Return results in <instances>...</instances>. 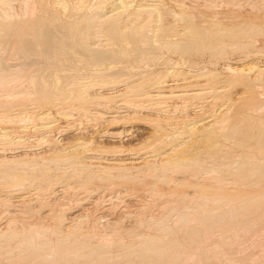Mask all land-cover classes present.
Here are the masks:
<instances>
[{
	"label": "bare ground",
	"instance_id": "bare-ground-1",
	"mask_svg": "<svg viewBox=\"0 0 264 264\" xmlns=\"http://www.w3.org/2000/svg\"><path fill=\"white\" fill-rule=\"evenodd\" d=\"M152 1H156V2L149 3V0L148 2L146 0H140V1L139 0H36V1L0 0V123L6 122L7 124H10L8 126H12L11 124H15L16 126H19V128H21L22 131L28 133L29 131H32L31 135L25 138V136L23 137L21 135H17V133H19L20 131L16 129L0 127V183H2L4 187L8 189L6 193H4V195L1 193L2 197L0 196V199L4 204H6V208L2 210V214H7L9 216L8 219L3 222V225L0 228V264H71L75 262L76 263L81 262L82 264H186V263L208 264V262L211 261V257L208 256V254L210 253H213L212 256H214V259L216 261H217L216 258H218V256L221 253H223L222 256L225 257L223 259H226L225 261L229 263L230 261H234L235 258H232L234 255L225 256L226 253L228 254V252H225L226 251L225 247H228L230 251L231 250L230 248L236 246L235 245L236 240L243 242L241 240H244V238H246V236L248 235H251L249 237H252L257 241V243L255 244L262 247V248H257L259 246L257 247L255 246L256 249L253 251L255 252L257 249L259 250L261 249L260 252L261 253L263 252L264 250V64L262 65L260 63L262 67L261 66L258 67L255 65L256 62H254L255 64L251 63L248 66L246 64H245L246 66L245 65L242 66L241 62L239 61L242 58H240L238 62H236L237 59L235 60V62H232L235 65L238 64L237 66H231L228 65L227 63V66L223 68L226 69L224 70V72L228 71L234 77L231 81L228 82L231 83L233 81H237V80L242 81L246 79L248 81L249 88L248 90L246 89L244 90L246 91L245 95L238 93L241 95L239 96L237 94V96L235 97L238 96L239 97L236 99L225 98L226 96H224L225 98L224 100H226L225 102L227 103L226 105L222 104L215 110H212L213 108L212 109L207 108L206 110L205 108L207 106L208 107L212 106L214 103L213 101L216 100L219 101V98L223 97L225 92L227 90L229 91V89L226 88L225 86L218 88H206L207 86H204L205 83L200 82V84L196 83L197 85L195 86L191 85L194 86V88L192 87V89L185 88L186 90H172L173 86L168 82L167 80L168 77L166 79V76H168L170 73H172L173 76L178 75L177 72L178 70L175 69L174 65H171L172 62L175 60H173L172 62L170 61L171 62L170 65L173 66L172 67L173 69L171 70L167 69L168 71H166L165 75L163 74V76L162 74H160V72H156L152 68L149 69V67L153 65L154 62L156 61L168 62L170 60V58L169 60H165L168 56L165 58V55L163 54L164 50H166L167 52L169 51L170 54L171 52L173 53L178 52L179 54H181L182 55L181 60H184L183 61L184 64H185V59H183L185 58L184 54L186 55L187 53L190 54L193 50L196 51L197 53L202 52L203 47L205 45L204 43L205 39L204 37H202V39H204V41L202 42L199 40H194L197 38L193 37L192 35V33H194L193 30H196L195 28L200 27L197 24H195L194 21L195 18L199 16L204 19L203 24H206L205 23L206 20L209 19H205L208 17L204 16V14L202 13L194 14L192 11L188 9L189 8V6L187 5L188 3L184 4L183 2H181L183 0H179L178 3H176L177 1L175 0L176 2L175 1L174 2L176 3L175 5H177V10H172V9H167V10H169V13L172 16V18L175 20V23L178 22L182 24L184 27H182L183 28L182 32L179 31V33L177 34V37L179 38L169 37L170 39L167 38L165 39V36L162 37L160 34V32L164 30L161 24V22L163 21L162 19L164 17V13L160 8L162 5H164L162 4L163 0L162 1L152 0ZM206 1L208 0H205L204 2ZM197 2H201V1H197ZM211 2L209 1L210 4ZM237 3L234 2V4L232 5H238ZM251 5L253 4L249 5L250 9L252 7ZM256 5L262 6L261 3ZM192 8H194V6ZM212 9H214V6ZM232 12L235 13L236 11H232ZM257 23L260 24V22ZM257 23L250 20L233 25L231 29L227 28L225 30V34L232 35V39H231L232 43L230 44L224 43L219 45L211 42L212 43L211 45L213 47V51L211 52V54L213 53L214 55L215 54L218 55L224 52L226 48L228 49V47L234 49H236L235 47H243V46H247L251 48L255 47L257 43L256 36L260 34L262 31V26H259V24ZM209 26H212L211 28H213L214 26V31H212V33L215 32V34L214 33L209 34L206 32L207 34L213 35L214 37H216L215 35L223 34L220 32L222 27L221 22L218 21L213 22ZM203 28L207 29L205 27ZM163 33L165 34V31ZM199 33H201V35ZM199 33H195V34L200 37L202 35L205 36L204 34H202L203 32H199ZM188 34H190L194 39H192L191 36H190L191 39L188 38ZM207 34L206 36H208ZM219 37L220 39H222V37L225 36H219ZM228 37L230 38L231 36ZM210 39L212 40V37ZM96 41L99 43H96ZM224 46L225 47L228 46V47L224 48ZM251 52H253V50H250L247 54L248 56L250 55V57L252 54ZM254 54L260 55L259 57H261L262 55L264 56V54L259 51ZM255 56L253 55V57ZM11 57L12 59L16 58L19 60V61L17 60V64L9 63L8 60H10ZM243 57H246V55ZM127 59H130L131 61L134 62L133 63L131 62L130 64L126 65L124 63L126 62L129 63ZM254 60L257 61L256 59ZM12 62H15V60ZM183 63L181 65H183ZM174 64L178 65L179 67V61H176ZM123 65L124 66L126 65L125 68L120 67ZM185 65H183L182 67H184ZM117 67H120L123 70L120 69L121 71L119 72L118 71L119 68ZM116 68L117 71H115ZM163 69H161V71H165ZM174 70L176 71L174 72ZM204 70L198 69V72H200L201 74H205L207 71L214 72L210 70H205V71ZM253 71H255L256 73L253 74L254 76L253 75L251 76V73H254ZM189 73L191 74V72ZM215 73L216 72H214L213 74ZM212 75L208 74V76H212ZM208 76L206 75L202 76V79L204 77L208 78ZM197 79H201V78H197ZM21 80L23 82L26 81L25 84L22 83ZM17 83L20 84L22 83V84L21 85L19 84L18 86ZM179 83L181 82H178L177 84ZM16 84H17V88L15 86ZM213 84L211 87H214ZM20 86L24 88L18 89V87ZM182 86L184 87V85ZM94 89L97 90L94 92L93 91ZM256 89H258L259 91H255ZM171 98L172 99L179 98L184 102L189 101L188 99L199 100V103H196V105L192 107V108H197L193 113L188 112L187 104H182L183 111H181V115L179 114L178 116L180 120H186V121L192 120L188 124L183 123L186 127V132L190 133L189 137H191V135H194L193 132L199 125L203 124V128L205 127V125L206 127L208 126V128L211 125H213L214 129L213 127H212L213 130L209 128L211 130L207 132L201 129L202 128L201 125L200 131L202 130V132H206V133L200 132L202 133L201 135L199 134L198 131V134L200 135L199 139H202L205 142L207 141L208 143L210 138H212L213 135L216 134L217 138L220 135L219 138L223 137L225 140L230 142L229 143L230 145L228 144L230 146V149L235 148L236 145L240 147L241 146L244 147V149L240 151L242 152V154L239 152L241 154V158L243 157L242 160H238L237 162L234 161L233 163V161L231 162V160L226 158V160L230 161L231 163H228L226 166L225 165L220 166V167L222 166L227 167V175H229L228 184H231L230 186L231 191H236V192L229 195L214 193L216 195L211 196V195L202 194L203 196L199 195L201 197L200 198L198 197L199 199L204 198L205 201H207L206 198H211L213 199L212 202L218 204V206L220 207L224 205V204L219 205V203H224L223 200L230 201L232 204L231 206H229V203H226L227 207L229 206L228 208L231 209V213L228 212L230 213V215L238 211V209L240 208H243L244 210L247 209L246 210L247 213H244L245 215L242 217V219L236 220L237 221L236 223L239 222L237 225L239 226L238 228L241 230L239 231L237 227L236 229L233 228L234 233H236V235L232 233H231L232 235H230L234 237L240 235V233H243L244 234L243 236L245 237L239 238L237 236L238 239L235 237L234 238L231 237L233 238L232 239L233 243H231L230 245H228L227 243L231 239L229 235H225L222 233H215V232H213L215 233L213 234L211 232L213 228L211 229L209 227H212L213 223L211 221L215 219L214 218L215 216L213 217L211 215V217L214 218V219L212 218L210 219L211 220L210 223H212V225L210 226L208 224L209 226H207L203 224V222L205 221L204 217L195 218L194 216L196 215L194 213L192 214L191 211H187L193 215V217H191L192 215L188 214L184 210H183L184 212H186L188 215L191 216L186 217L187 216L186 214L184 215L185 217L183 216L184 218L182 217L181 219H178L179 221L176 219L177 220V222H175L176 224L173 222L176 227L172 226L171 228L170 227L171 224H170V225H166L168 227L166 228V226L163 227L162 224H159L162 227L158 229L156 234H146V235H142L141 233L136 235L131 234L130 236L133 238L126 243H121V242L118 243L119 242L118 235L120 236L119 234L120 231L118 232V228L120 227H118L117 225L119 224L116 225L118 227L116 231L115 229L113 230L112 228L113 226L112 227L110 226L112 230H109L110 233L107 232L108 234L107 233L99 234L95 231V228L93 226L94 224L88 225V220H89L88 216L90 215H88L86 211L88 210V208L84 207L85 206L84 204H87L88 200L90 199L88 195L92 194L91 190L93 188L91 189L89 185H91L93 181L106 180L109 181L111 185H113L116 181H119V184L130 183V182H134V180L137 179L138 176H140L139 172L140 173L147 172V173H152L153 177H155L156 180L163 181L166 183L169 180L167 178L168 176L166 177L165 175V172L168 169L178 170L182 168L184 169V171L192 173L198 170L196 168L197 167L199 168L200 165L205 166L207 164L204 161L202 165L199 162L198 158L190 157L191 160L185 159L186 158L185 154L187 150L184 148L187 147L186 146L188 140L187 137L185 141L182 140L183 141L182 143L180 142V144L178 143L174 147L172 146L173 148H170L169 149L170 151L165 150L163 152L160 146L157 145V147L159 146L162 153L157 152L158 154L156 155L151 154L150 157L151 160L154 161V162L152 161V163H154L153 166H155L154 169H152L153 167L152 168L149 167L151 160L148 159L147 157L146 158L143 157V159L140 160L138 159L139 155L135 154L134 152L125 153V150L122 148V146L118 147L119 146L118 145L116 147L117 144L116 145L114 144L115 141L118 142L123 141L125 137L131 135L133 129L131 130L123 126L119 130H112V131L105 130L104 132H102L101 137L99 138L100 140L103 139L102 137H109L112 141H114L113 145L115 147H113V149L110 150V152L112 153L111 158H106L107 156L105 152H109V150H107L108 148H106L108 144L105 146L104 144L95 143L96 139L93 138L92 140L90 138L89 141H84L83 138H77V137L70 144V142L67 143V139L65 137L63 138V136L67 135L69 133V130H71L70 132L73 131H76L77 133L80 132L81 125L83 124L82 122L84 119L90 120L91 117H94L97 119H101V121L103 120L104 122L107 123H115L118 120L129 121V120L137 119L142 114V113L140 114V112L143 111H146L148 114L151 113V115L153 114L152 118L148 119L149 120L148 122H150L151 125L156 129L160 127V123L163 122L165 124L166 122L167 124L170 121L167 118L172 115H170V106L168 105L167 100ZM201 99L204 101L200 102ZM204 102L206 103V105ZM28 105H32V107H28ZM89 105L92 106L93 109L91 110L93 112H91L87 108V106ZM172 107L178 109L179 106L174 105ZM37 109H39L40 112L35 114V111H37ZM53 110H55L57 114L64 116L65 118L73 119L74 122L78 121V123L71 124L67 122V125L65 126L61 125L60 127H57L59 123L57 119L55 120L52 114ZM119 112H122L123 115L117 114ZM201 112L203 115L205 113V115L208 117V120L205 122L206 123L210 122L211 123L210 126L209 123L204 125L205 122H202L203 120L201 118L200 119L197 118L196 120L194 119L198 117L199 114L202 115ZM219 113L221 114L220 117L217 116ZM26 121L29 122L26 123ZM2 125L4 126L6 124L3 123L0 126ZM115 126L117 125L115 124ZM172 126L174 127V125ZM161 128L162 127H160V129ZM55 129H57L58 137L56 136V138H53L51 137L50 133L53 132ZM158 130H156V132ZM11 132H15L16 135L14 133L12 134ZM156 132L155 131L152 132L154 133L153 134L154 136ZM161 132H157V134ZM178 134L179 132L178 133L176 132L175 136L176 135L178 136ZM217 134L219 135L217 136ZM179 136H181V134ZM172 137L174 138V134L168 136L166 135L165 139L167 140ZM165 139L163 140L161 139V141L158 139L160 141L159 143L161 144V146L165 145V143L163 142ZM195 141L197 144V137ZM212 141L213 140L211 139L210 141L211 143L209 142L210 145L213 144ZM99 143H101V141ZM200 143L202 142H198V144ZM58 144L63 145V147H61L60 149L57 148L56 145ZM209 144L208 146H210ZM217 145H215L214 147H216ZM208 146L205 147L207 149L208 148L210 149V147ZM149 147L151 148L152 146ZM130 148H132V146ZM216 148L222 151V149L218 147ZM241 148L237 147V149H241ZM177 149L180 151L178 155L174 153V151H176ZM230 149L228 150L225 149L226 153L222 151L223 154H225L226 156L230 155L231 154V153L229 154ZM200 155H203V153ZM233 156H231V158L234 160L235 157ZM218 158L219 157H217V159ZM222 158L224 159V157ZM137 159L140 161H136ZM158 159L160 160L158 161L159 165L156 161ZM226 160H224V162H226ZM142 161L143 164H141V166H138V164L135 165L136 167L138 166V169L134 170V172L137 171V173L133 175L132 174L133 170H131L130 168L135 167L133 166L134 163L136 164ZM103 162L106 164L104 165ZM215 163L216 162L213 161L211 162V164L208 163V165H211L213 167ZM215 168H212V170L214 172H218L219 168L218 169ZM200 170H202V167L200 168ZM219 170L221 171L220 173H223L221 168ZM204 172L207 173L206 171H203V173ZM212 174L215 175L214 173ZM213 175H209L208 177ZM221 176L216 177V179L217 178L221 179L222 178ZM183 178L182 180H184ZM200 178H204V177H200ZM200 178L198 179L197 176V178L194 177L193 179L201 180ZM211 179L216 180L213 178ZM202 180L206 181V179H202ZM212 180L209 179V181ZM184 181H186V179ZM201 182L203 183V181ZM226 182L227 181H225L223 184H225ZM187 184H189L190 186L198 185L197 182L187 183ZM175 185L177 186L178 184ZM153 186H155V184H153ZM109 187L112 189V186ZM28 188L32 190L31 191L32 193L23 192L24 189H28ZM100 188L101 190L104 189L103 187ZM69 189H72L73 191H75L76 189L83 190L85 192L88 191L87 194L85 193L86 196L81 191L83 193L82 195L83 197H81V199H80L81 195H79L80 204L84 205L81 209L84 210L86 214H84L83 212L84 215L78 213L76 215H72L73 217H70L68 215H65L64 211L60 212L59 214L56 212L58 214L57 215L50 212L51 211L50 210L47 214L45 213L43 217L41 215L42 219L45 218L46 215L51 216L52 219L57 217L55 221L49 218L52 221L51 223L52 227L50 228L46 227L47 223L46 226L44 225L45 228H43L44 227L43 224H42L43 227L41 226L39 227L35 223L25 224L28 221L22 222L21 219L18 221H20L22 225L21 224L18 225L17 223L18 221H16L15 219H17L18 214L20 213V211L22 212L23 208H21L22 210L21 209L19 210L18 208L20 207L17 208L16 206V210H11V208L13 207H11L10 205H14L11 203L18 202L19 206H21L20 205L21 202H26V204H30V206L29 205L26 206H28L29 208H33L32 207L33 205H31V203L33 204L35 203L37 205L38 202H41L42 204H44L46 203L45 201L48 198L49 200L50 199L52 200L55 197L57 199L56 195H59V193L65 191L67 192L72 191ZM2 190H5V188ZM195 190L199 191L198 189ZM99 191L97 192L99 193ZM97 192H94L93 194ZM121 192H118L119 196L117 195V193L116 194L114 193L117 196V197L114 196L116 197L117 200H119L120 198L122 199V197L125 196L127 197L128 192L126 193L125 196L122 195L123 193L120 194ZM152 192L154 191L152 190ZM156 195L153 196L157 198L158 196L156 197ZM188 195L189 194L185 193L183 196H185L184 198L186 199ZM196 195L197 194L195 193L194 196ZM161 196L162 195H160V197ZM190 196L188 197V199L190 198ZM103 197L104 196H102L101 198L103 199ZM97 198L98 197H96V199ZM109 198H111V195ZM64 199L69 201V199L65 197ZM98 199L97 200L94 199L95 202L96 201L98 202L99 201ZM59 200H63V199L59 198ZM105 200L110 201V199H105ZM115 200H111L110 203H113V201ZM179 200H176V203H178ZM182 201H184V199H182ZM124 202L122 203L126 204V202L125 203ZM202 202L203 201L201 200V204L208 205L207 207H205V209L209 208L210 205H212L211 204L212 202H206V203L205 202L202 203ZM173 203L172 205L174 206ZM192 203H197L198 206L200 205L199 202L197 201L196 202L193 201ZM55 204L53 203V205ZM187 206H190V203L189 205L187 204ZM187 206L185 207L186 209L188 208ZM218 206L216 208L220 209V207ZM164 207L166 206L164 205ZM89 208L92 209L94 208V206L92 208L91 207ZM118 208L119 207H117V209ZM199 208L196 209L199 210ZM214 208L215 207H213V209ZM228 208L227 210H229ZM249 208H250L249 210L250 213L248 215ZM188 209H190V207ZM42 210L46 211L45 208ZM193 210H195L194 207ZM221 210L223 209H220L219 212H221ZM199 211L197 215H200L201 213L203 214L202 212L203 210L200 212V214ZM29 212L30 214L32 213L31 211ZM29 212H22L23 214L22 213L21 214L24 215ZM219 212L215 214L219 215L220 214ZM40 214H39V218H40ZM182 214H180V216ZM54 215L56 217H54ZM102 215H104V213ZM138 215L139 217L143 216V214L141 215L138 214ZM225 215L226 214L224 212V216ZM236 215L232 217L237 218L238 216ZM205 216H209V215H205ZM99 217L100 218L104 217L105 219L106 216L100 215ZM158 217L159 218L156 217L158 220L162 218L160 216ZM100 218L97 219L100 220ZM107 219L108 218H106L105 220ZM157 219H155L154 217L155 221ZM165 219L166 218H164V221L166 222ZM98 220L94 222L96 223L98 222ZM162 220L163 219H161L160 221ZM234 220L232 224L234 223ZM81 221H86V225L85 224L83 225ZM164 221L163 223H165ZM140 222L141 221H139V223ZM198 222H200L199 226L197 224ZM207 222H209V219ZM51 224L49 226H51ZM147 224L145 223V225ZM166 224L168 223L166 222ZM218 224L219 223L216 222L215 225ZM110 225H112V223ZM137 225L139 224L137 223ZM139 226L142 228L143 225L142 226L139 225ZM60 227H62V229ZM153 227H155V225H153ZM219 227L221 228V226ZM229 227H231V225ZM229 227L227 229H229ZM108 228H109V224H108ZM147 228L146 230L149 229ZM150 228H152V226ZM133 229L131 230V232H133ZM139 229L140 228L138 227L137 230ZM100 230H102V228H100ZM153 230L155 231L154 228ZM237 230L239 231V234H237L238 233ZM231 232H233L232 229ZM50 233L54 235L56 238L55 239L50 238L49 236ZM180 233L183 241L177 238V235ZM215 235H216V237H214L215 239L218 238L217 240H219L220 238H222V240H220V242L214 245L213 251L212 250L210 251L211 247H209V250L205 249L208 248L205 247L207 245L206 242L208 243L211 239L213 240L214 238L212 236ZM256 236H258V240ZM252 238H250L251 239L250 241H252ZM255 240H253V242H251L250 245L254 243ZM121 241H125V240L121 238ZM243 243L244 244H242V247H244V245L245 246L247 245V243L245 244V241ZM112 244H115L119 248L118 249L119 252L116 254V256L114 255V258L115 257L116 258L115 261L113 262L111 260L113 257V254L111 253L112 252L111 249L112 247H114ZM236 244H238L237 248L240 250L241 248H239L238 246H240L241 244L239 245V242H237ZM242 249L248 250L247 248H242ZM250 252H252V250ZM216 254L219 255L217 256ZM245 255H247V253H245ZM235 257L236 259H238L237 256ZM253 257L254 258H252V261L255 260L257 261L258 256L253 255ZM255 257H257V259H255ZM261 257L260 259H262ZM247 258L249 259V255L247 256ZM1 259L5 260L6 263L5 262L1 263ZM262 260H264V258ZM260 261L261 260H259V262Z\"/></svg>",
	"mask_w": 264,
	"mask_h": 264
},
{
	"label": "rangeland",
	"instance_id": "rangeland-1",
	"mask_svg": "<svg viewBox=\"0 0 264 264\" xmlns=\"http://www.w3.org/2000/svg\"><path fill=\"white\" fill-rule=\"evenodd\" d=\"M34 1H36V0H34ZM140 1V0H139ZM147 2H148V0H146ZM162 1V0H161ZM171 1V2H170ZM173 1V2H172ZM175 0H163L162 1V4H164V5H162L160 8L162 9V11H163V13H164V17H163V21L161 22V24H162V26H163V29L164 30H162L161 32H160V34H161V36L162 37H164L165 36V39L167 38V39H170V38H179V37H177V34L179 33V31L180 32H182V27H184L182 24H180V23H175V20L172 18V16L170 15V13H169V10H167V9H172V10H177V5H175L176 3H178L179 2V0H176L175 2H174ZM197 1H201V2H197ZM205 0H183V1H181V2H183L184 4H187L188 6H189V10L190 11H192L194 14H198V13H202V14H204V16H206V17H208V18H205V19H209V20H206V24H203V22H204V19L203 18H201V17H196L195 18V21H194V23L195 24H197L198 26H200V27H198V28H195L196 30H193V32L194 33H192V35H193V37L194 38H197V39H194L190 34H188V38H190L191 39V37H192V39H194V40H199V41H204V39H205V45H204V47H203V51L202 52H200V53H197L196 51H192L190 54H188L187 53V55L186 54H184V56H185V58H183V59H185V64L183 63V61L184 60H181V54H179L178 52H176V53H173V52H171V54H170V52L168 53L166 50H164L163 51V54L165 55V60H169V58H170V60L168 61V62H164V61H156V62H154V64L153 65H151L150 67H149V69H153L154 71H156V72H160V74H162V76H163V74L165 75V73H166V71H168V70H171V69H173L172 67L173 66H171V65H174L175 66V69L176 70H178L177 72H178V75L177 76H173L172 75V73H170L168 76H166V79H167V77H168V82L170 83V84H172V90H186L187 88H189V89H192V87L194 88V86L195 85H197V84H200V82L201 83H205L204 84V86H207L206 88H218V87H222V86H225L226 88H228L229 89V91L227 90L226 92H225V94L223 95V97H220L219 98V101L218 100H216V101H213L212 103H213V105L212 106H214V107H212V106H210V107H206L205 109L207 110V108H210V109H212V110H215V109H217L220 105H222V104H224V105H226L227 103L225 102L226 100H224L225 98H232V99H236V98H238L241 94H244L245 95V92L246 91H244L245 89L246 90H248V88H249V85H248V81L245 79V80H237V81H233V82H228V81H231L234 77H233V75L230 73V72H228V71H225L224 72V70H226V69H223V68H225L226 66H227V63H228V65H231V66H237L238 64H234V63H232V62H235V60H236V62H238V60L240 59V58H242V59H240L239 61L241 62V65L242 66H244L245 64L248 66L249 64H255L254 62H256V66H258V67H262V65L264 64V62H263V60H264V56L262 55L261 57H259L260 55H258V54H254V53H257L258 51L259 52H261V53H263L264 54V25H261V24H264V0L262 1V0H208V1H206V2H204ZM209 1L211 2V4L209 3ZM216 1V2H215ZM248 1H250V2H252V3H250V2H248ZM151 2H156V1H152V0H149V3H151ZM163 2H165V3H163ZM194 2H196V3H194ZM234 2L235 3H237V2H239V3H237L238 5H232V4H234ZM201 3V4H200ZM253 4V5H251L252 7H251V9H253V10H251L250 9V4ZM259 3H261V5L263 6H260V5H256V4H259ZM189 4H192V5H189ZM199 4V5H198ZM209 4V5H208ZM213 4V5H212ZM249 4V5H248ZM166 5V6H165ZM216 5V6H215ZM194 6V8H192ZM208 6V7H207ZM213 6H214V9H212L213 8ZM44 7V6H43ZM191 7V8H190ZM201 7H203V8H201ZM210 7V8H209ZM215 7H217V8H215ZM219 7V8H218ZM257 7H259V8H257ZM207 9V10H206ZM232 11H236L235 13L234 12H232ZM250 20H252V21H254V22H260V24L259 23H257V24H259V26H262V31H261V33L260 34H258L257 36H256V39H257V43H256V46L255 47H253V48H251V47H247V46H243V47H246V48H243V47H235L236 49H238V50H236V49H234V48H229L228 46H226V47H228V49L224 46V48H226L225 49V51L224 52H222V53H220V54H211V52L213 51V47H212V43H214V44H230V43H232V35L231 34H228V35H226L225 34V30L227 29V28H232V26L233 25H236V24H238V23H243V22H246V21H250ZM221 22L222 23V27H221V33H223V34H218L219 36H225V37H222V39H220V37L218 36V35H215L216 37H214L213 35H209V34H215V32H213L212 33V31H214V26H213V28H211L212 26H209V25H211L213 22ZM201 22V23H200ZM209 22H211V23H209ZM263 22V23H262ZM155 25V24H154ZM228 25V26H227ZM230 26V27H229ZM169 29H168V28ZM174 27V28H173ZM178 27V28H177ZM203 27H205V28H207V29H204ZM180 28V29H179ZM209 28V29H208ZM213 29V30H212ZM174 30V31H173ZM165 31V34L163 33ZM196 31V32H195ZM210 31V32H209ZM223 31V32H222ZM199 32H203L202 34H204L205 36H198V35H196L195 33H199ZM209 33V34H207V33ZM200 35H201V33H199ZM206 34L208 35V36H206ZM176 35V36H175ZM168 36V37H167ZM191 36V37H190ZM195 36H197V37H195ZM228 36H231L230 38L228 37ZM170 37V38H169ZM200 37V38H199ZM202 37H204V39H202ZM212 37V40L210 39V38ZM213 38H215V39H213ZM202 39V40H201ZM238 41V40H237ZM262 41H263V43H262ZM212 42V43H211ZM221 42H223V43H221ZM96 43H99V42H97L96 41ZM262 49V50H259V49ZM230 49V50H229ZM232 49H234V50H232ZM253 50V52H251L252 54H251V57H250V55L248 56L247 54H248V52L250 51V50ZM248 50V51H247ZM255 50H257V51H255ZM205 51V52H204ZM176 54V55H175ZM246 55V57H243V56H245ZM253 55L255 56H257V58H256V56L255 57H253ZM216 56H218V57H216ZM221 56V57H220ZM263 57V58H262ZM246 60H245V59ZM250 59V61H249V59ZM259 58V59H258ZM172 59V60H171ZM230 59V60H229ZM254 59H256L257 61H255ZM10 60H11V62L12 61H14L15 60V62H10ZM10 60H8L9 61V63L10 64H17V60L18 59H16V58H13L12 59V57H11V59ZM128 61H129V63H124V64H130L131 62L133 63L134 61H131L130 59H127ZM173 60H175V61H173ZM253 60V61H252ZM7 61V62H8ZM19 61V60H18ZM172 62V64L170 65V63ZM176 61H179V67H178V65H175L174 63L176 62ZM188 61V62H187ZM183 63V65H185L184 67H182L183 65H181L182 63ZM231 62V63H230ZM167 63V64H166ZM191 63V64H190ZM260 63L262 64V65H260ZM157 64V65H156ZM166 64V65H165ZM214 64V65H213ZM225 64V65H224ZM257 64H259V65H257ZM120 65H122V64H120ZM125 65V66H126ZM222 65H223V67H222ZM245 65V66H246ZM119 66V65H118ZM124 66V65H123ZM123 66H120L121 68H125V66L123 67ZM155 66V67H154ZM163 66V67H162ZM165 66H166V69H165ZM171 66V67H170ZM120 67H117V68H119L118 69V71L120 72L121 70H123V69H121ZM154 67V68H153ZM177 67V68H176ZM202 67H203V69H202ZM34 68V67H33ZM117 68L115 69V71H117ZM164 68V69H163ZM170 68V69H169ZM182 68V69H181ZM201 68V69H200ZM207 68V69H206ZM121 69V70H120ZM161 69H163V70H165V71H161ZM168 69V70H167ZM181 69V70H180ZM194 69H196V70H194ZM198 69L199 70H210V71H214V72H216L215 74H213L214 72H206L205 74H201L200 72H198ZM214 69V70H213ZM160 70V71H159ZM176 70H174V72L176 71ZM204 70V71H205ZM180 71H182V72H180ZM188 71V72H187ZM248 71V70H247ZM180 72V73H179ZM189 72H191V74L189 73ZM254 73H251V76L253 75V74H255L256 72L255 71H253ZM86 73H88V72H86ZM189 73V74H188ZM199 74H201V75H199ZM208 74H213L212 76H208ZM217 74V75H216ZM196 75H198V76H196ZM208 76V78L206 77H204L203 79H202V76ZM254 76V75H253ZM180 77V78H179ZM197 78H201V79H197ZM175 79V80H174ZM187 79V80H186ZM190 79H191V81H190ZM193 79H195V80H193ZM23 80V79H22ZM21 80V82L22 83H24L25 84V82H23ZM181 80V81H180ZM185 80V81H184ZM183 81V82H182ZM20 82V81H19ZM173 82V83H172ZM178 82H181V83H179V84H177ZM192 82H194V83H192ZM237 82V83H236ZM21 83V84H22ZM197 83V84H196ZM207 83V84H206ZM214 83V84H213ZM18 84V86H19V84L20 83H17ZM17 84L15 85L16 86V88H17ZM20 84V85H21ZM187 84V85H186ZM212 84H213V86L214 87H211L212 86ZM232 84V85H231ZM242 84V85H241ZM182 85H184V87L182 86ZM189 85V86H188ZM191 85H194V86H191ZM221 85V86H220ZM175 86V87H174ZM182 86V87H181ZM188 86V87H187ZM229 86V87H228ZM26 87V86H25ZM245 87H247V88H245ZM19 88H24V87H18V89ZM186 88V89H185ZM97 89H94L93 91L95 92ZM242 90H243V92H242ZM255 91H259L258 89H256ZM238 93H241V94H238ZM237 94L239 95L238 97H235V96H237ZM234 95V96H233ZM224 96H226L225 98H224ZM228 96H231V97H228ZM172 99V98H171ZM171 99H169V100H167V102H168V105L170 106V115H172V116H170V117H166L168 120H170L167 124H166V122H165V124L162 122V123H160V127H162L161 129H160V127H158V128H156L155 129V127H153L152 125H151V123L150 122H148L149 120V118H152V116H153V114L151 115V113H147L146 111H143V112H140V114H141V116H139L137 119H133V120H129V121H126V120H118L117 122H115V123H107V122H104L103 120L101 121V119H97V118H94V117H91L90 118V120L88 119V120H86V119H84L83 120V124L81 125V131L80 132H76V131H73V132H70L71 130H69V133L67 134V135H65V136H63V138L65 137L66 139H67V143L68 142H70V144L75 140V138L77 137V138H83V140L84 141H89L90 140V138H91V140H92V138L93 139H96L95 140V143H98V144H104L105 146L107 145V147L106 148H108L107 150H109V152H105L106 153V156H104V157H106V158H111L112 156H111V152H110V150H112L113 149V147H115L114 145H113V142L114 141H112L109 137H102L103 139H99L100 137H101V134H102V132H104L105 130H109V131H112V130H119V129H121V127H125V128H128V129H133V131H132V134L131 135H129V136H127V137H125L124 139H123V141H115L114 142V144L116 145V147L118 146V147H120V146H122V148L125 150V153H128V152H134L135 154H137V155H139L138 156V159H143V157H147L148 159H150L151 160V154L153 155V154H158L157 152H159V153H162V151L164 152L165 150L166 151H170L169 149L170 148H173L176 144H180V142L182 143L183 141H185L187 138H188V140H190V141H188L187 140V147L186 148H184V149H186L187 150V152H186V154H185V159H187V160H191V158H198L199 159V162L203 165V163H204V161H205V163L207 164V165H205V166H208V167H205L204 165L203 166H199V168L197 167L196 169H198V170H196L195 172H192V173H190V172H187V171H184V169H178V170H174V169H168L166 172H165V175H166V177L169 179L166 183L165 182H163V181H159V180H156L155 179V177H153V175H152V173H147V172H139V174H140V176H138V178L137 179H135L134 180V182H130V183H120L119 184V181H116L113 185H111L110 184V182L109 181H106V180H104V181H102V180H95V181H93L92 182V184L91 185H89L90 186V188L92 189H90L91 191H92V194H90V195H88V197H90V199L88 200V202H87V204H84V205H81L80 204V201H79V195H81L80 196V199H81V197H83L82 195H83V193H84V195H85V193L87 194V192L88 191H83V190H75V191H73L72 189H69V190H72V191H65V192H61V193H59V195H56L57 196V199H56V197L54 198V199H50L49 200V198L45 201L46 203H44V204H46V205H44V204H42L41 202H38L37 203V205L35 204H33V203H31V205H33L32 207L33 208H29L28 206H26V205H29L30 206V204H26V202H21V203H23V204H21L20 203V205L21 206H19V203L18 202H13V203H11V204H14V205H10L11 207H13V208H11V210H16V206H17V208L18 207H20V208H18L19 210L21 209V208H23V210H22V212H29V211H31L32 213L30 214V212L29 213H27V214H30V215H27V214H24V215H22L23 213L20 211V213L18 214V216H17V219H15L16 221H18V220H20L21 219V221L23 222H27V223H25V224H28V223H30V224H36V225H38L39 227L41 226V227H43L44 225L46 226V223H47V226L46 227H52V221L51 220H53V221H55L56 219H57V217L54 215V217H56V218H51V216H47L46 215V217L45 218H41V215H42V217H43V215H45V213L47 214L50 210V212H52V213H54V214H59L60 212H62V211H64V213H65V215H68V216H70V217H73L72 215H76V214H83V212H84V214H86V212L84 211V210H82L81 208L84 206V207H86V208H88V210H86L87 211V213H88V215H90V216H88V218H89V220H88V225H92V224H94L93 226H94V228H95V231L97 232V233H99V234H105V233H110V231L109 230H112V228H113V230L115 229V231H116V229L118 228V227H120V228H118V232L120 231V236L118 235V243H126V242H129L133 237H131L130 235L131 234H133V235H136V234H142V235H146V234H156L157 233V231H158V229H160L162 226L161 225H159V224H162L163 225V227L164 226H166V225H170V227L172 228V226H175L174 225V223L175 222H177V220L178 219H181L184 215H186L187 213L188 214H195L196 216H194L195 218L196 217H204V222H203V224L204 225H207V226H211L212 225V223H213V225L214 226H217V227H214L213 225H212V227H209V228H213L212 229V233L213 232H215V233H222V234H225V235H232V234H235L236 235V233H234V230H233V228L234 229H236V227H237V229L240 231L241 229H239L238 227V223H236L237 221L236 220H240V219H242V217L245 215L244 213H247V209H243V208H240V209H238V211H236L235 213L237 214H235V213H233L232 215H230V213H231V209H229L228 207L229 206H231L232 204H231V202L230 201H228V200H223V202L224 203H219V205H223V206H218V204H216V203H214V202H212L213 201V199H211V198H206L207 199V201H205V199L203 198V199H199L201 196H203L202 194H205V195H216V194H225V195H229V194H233V193H235L236 191H231V188H230V186H231V184H228V182H229V175H227V167H220L221 165H227L228 163H231L232 161H233V163H234V161H238V160H242V158H241V154H242V152H240L242 149H244V147H240V146H238V145H236L235 146V148H232V149H230V142L229 141H227V140H225L222 136V138H219V134H217V136H218V138H219V140H218V138L216 137V134H214L213 135V137L212 138H210V140H209V142L211 141V139L213 140L212 142H213V144H209V142L207 143V141L205 142L204 140H202V139H199L200 138V135L199 134H201L202 135V133H206L207 131H209V130H211L212 129V127H213V129H214V126L213 125H211V123L210 122H207V123H209V128H211V129H209L208 128V126L206 127V125L205 124H207L205 121H207L208 120V117L205 115V113H204V115L202 114V112H201V114L202 115H200L199 114V116L198 117H196V118H194L195 120L197 119V118H201L202 120V122H205L204 123V125H205V127L203 128V124H201L202 125V128L200 127L201 125H199L196 129H195V131L193 132V134L195 135H191V137H189L190 136V133H188V132H186V127H185V125L183 124V123H189V122H191L192 120H180L179 118H178V116H179V114L181 115V111H183V108H182V104H187L188 105V112L190 113H193L194 111H195V109H197V108H192V107H194L195 105H196V103H199V100H192V99H188L189 101H186V102H184L183 100H181V99H179V98H174V99H172V101H171ZM223 100V101H221V100ZM204 100H200V102H203ZM228 102V101H227ZM205 103V102H204ZM174 105H177V106H179L178 107V109H175V108H173L172 106H174ZM205 105H206V103H205ZM28 107H32V105H28ZM90 107V108H89ZM87 108L91 111V112H93L91 109H93L92 108V106H87ZM182 108V109H181ZM191 108V109H190ZM36 109V108H35ZM173 109V110H172ZM29 111H31V110H29ZM33 111V110H32ZM38 112H40V110L39 109H37V111H35V114H37ZM179 112V113H178ZM218 112H219V110H218ZM52 114H53V116H54V118H55V120L57 119V121H58V126L57 127H60L61 125H63V126H65V125H67V122L68 123H78V121L77 122H74V120L73 119H71V118H65L64 116H61V115H59V114H57L56 113V111L55 110H53V112H52ZM117 114H119V115H123V113L122 112H119V113H117ZM139 114V115H140ZM145 114V115H144ZM148 114V115H147ZM90 115V114H89ZM147 115V116H146ZM220 113L217 115V116H219L220 117ZM161 116H163V115H161ZM203 116H205V117H203ZM64 118V119H63ZM165 118V119H166ZM67 119V120H66ZM95 119V120H94ZM99 120H100V122H99ZM135 120V121H134ZM92 121V122H91ZM131 121V122H130ZM141 121H143V122H141ZM2 122V121H1ZM29 121H26V123H28ZM89 122V123H88ZM125 122V123H124ZM127 122V123H126ZM3 123H5L6 125H2V126H0V127H5V128H13V129H16V130H18V131H20L19 133H17V135H21V136H25V138L27 137V136H30L31 135V133H32V131H29V133L28 132H25V131H22V129L21 128H19V126H16L15 124H11L12 126H8V125H10V124H7L6 122H2V123H0V125L1 124H3ZM64 123V124H63ZM66 123V124H65ZM85 123V124H84ZM103 123V124H102ZM104 123H107V124H104ZM100 124V125H99ZM115 124L117 125V126H115ZM183 124V125H182ZM98 125V126H97ZM108 125V126H107ZM133 125V126H132ZM172 125H174V127L172 126ZM176 125V126H175ZM178 125V126H177ZM29 126H31V125H29ZM83 127V128H82ZM103 127V128H102ZM119 127V128H118ZM149 127V128H148ZM151 127V128H150ZM182 127V128H181ZM95 128V129H94ZM102 128V129H101ZM112 128V129H111ZM114 128V129H113ZM118 128V129H117ZM172 128V129H171ZM175 128V129H174ZM200 128L202 129V130H204V131H206V132H202V130L200 131ZM208 128V129H207ZM104 129V130H103ZM160 131H159V130ZM174 129V130H173ZM212 129V130H213ZM91 130V131H90ZM156 130H158L157 132H161L162 130V132L161 133H159V134H157V132H156ZM180 130V131H179ZM84 131H86V132H84ZM98 131V132H97ZM156 132L155 133V136L153 135L154 133H152V132ZM198 131H199V134H198ZM101 132V133H100ZM176 132L178 133L179 132V134H178V136L176 135L175 136V134H176ZM200 132H202V133H200ZM12 134L14 133L15 134V132H11ZM77 133V134H76ZM82 133V134H81ZM97 133V134H96ZM148 133V134H147ZM51 134V137H53V138H56V136L58 137V133H57V129H55L53 132H51L50 133ZM71 134V135H70ZM91 134V135H90ZM100 134V135H99ZM150 134H152V135H150ZM162 134V135H161ZM172 134H174V138L172 137V138H170V139H165V137H166V135L168 136V135H172ZM181 134V136H179ZM16 135V134H15ZM69 135V136H68ZM84 135V136H83ZM94 135V136H93ZM133 135V136H132ZM150 135V136H149ZM164 135V136H163ZM90 136V137H89ZM97 136H99V137H97ZM199 136V137H198ZM62 137V136H61ZM96 137V138H95ZM149 137V138H148ZM187 137V138H186ZM196 137H197V144H196V141H195V139H196ZM73 138V139H72ZM191 138V139H190ZM195 138V139H194ZM216 138H217V140H216ZM71 141H70V140ZM98 139V140H97ZM147 139V140H146ZM161 141V139L163 140V139H165L163 142L165 143V145H163V146H161V144L159 143L160 141ZM193 139V140H192ZM215 139V140H214ZM183 140V141H182ZM101 141V143H99V142ZM112 141V142H111ZM125 141V142H124ZM146 141V142H145ZM216 141H219V142H216ZM106 142V143H105ZM111 142V143H110ZM122 142V143H121ZM145 142V143H144ZM159 144H158V143ZM163 142H162V144H163ZM193 142V143H192ZM198 142H202V143H200V144H198ZM215 142V143H214ZM228 142V143H227ZM119 143V144H118ZM155 143V144H154ZM207 145H206V144ZM211 143V142H210ZM217 143H218V145H217ZM111 144V145H110ZM121 144V145H120ZM167 144H169V145H167ZM173 144V145H172ZM208 144L210 145V146H208ZM229 144V145H228ZM153 145H156V146H153ZM157 145H159L160 146V148H161V150H160V148H159V146L157 147ZM167 145V146H166ZM199 147H198V146ZM215 145H217L216 147H218V148H220V149H222V151L224 152V153H226V150L225 149H230L229 150V154L230 155H228V156H226L225 154H223V152L221 151V150H219V149H217L216 147H214ZM228 145V146H227ZM128 146V147H127ZM132 146V148H130ZM149 146H152L151 148L149 147ZM173 146V147H172ZM200 146H202V147H200ZM208 146V147H210V149L208 150L206 147ZM223 146H225V147H223ZM56 147L57 148H61V147H63V145H56ZM135 147V148H134ZM142 147V148H141ZM204 147V148H203ZM212 147H213V149H212ZM228 147V148H227ZM237 147L238 148H241V149H237ZM150 148V149H149ZM166 148V149H165ZM168 148V149H167ZM182 148V147H181ZM215 148V149H214ZM147 149V150H146ZM178 149H180V148H178ZM176 150V151H174V153L175 154H179L180 153V151L179 150ZM146 150V151H145ZM152 150V151H151ZM219 150V151H218ZM232 150V151H231ZM143 151V152H142ZM204 151V152H203ZM218 151V152H217ZM220 151H221V153H220ZM153 152H155V153H153ZM178 152V153H177ZM190 152V153H189ZM201 152V153H200ZM217 152V153H216ZM233 152V153H232ZM241 154H240V153ZM148 153V154H147ZM173 153V152H172ZM173 153V154H174ZM203 153V155H200V154H202ZM206 153V154H205ZM219 153H220V155H219ZM235 153V154H234ZM236 153H239V154H236ZM20 154H23V153H20ZM208 154V155H207ZM212 154V155H211ZM221 154H223V155H221ZM228 154V153H227ZM214 155V156H213ZM234 155V156H233ZM236 155H237V158H236ZM128 156V155H127ZM127 156H124V157H127ZM197 156V157H196ZM206 156V157H205ZM231 156H233V157H235L234 158V160L231 158ZM123 157V156H122ZM191 157V158H190ZM217 157H219L218 159H217ZM222 157H224V159L222 158ZM226 158L227 159H229V160H231V162L230 161H228V160H226ZM231 158V159H230ZM136 160V161H140V160ZM216 162L214 165H213V167L211 166V165H208V163H210L211 164V162ZM224 160H226V162H224ZM152 161L153 160H151V163H150V168H152V169H154V167L155 166H153V164L154 163H152ZM157 161V163H158V165H159V162L158 161H160L159 159L158 160H156ZM145 162V161H144ZM154 162V161H153ZM221 164H220V163ZM222 163H224V164H222ZM103 164L105 165L106 163H104L103 162ZM138 164V166H141V164H143V161L142 162H139V163H134V165L133 166H135V165H137ZM152 165V166H151ZM158 165H157V168H158ZM128 166H130V165H128ZM138 166L136 167H134V168H130L131 170H133V175L135 174V173H137V171L136 172H134V170H137L138 169ZM216 168H215V167ZM218 166V167H217ZM202 167V170H200V168ZM211 167V168H210ZM212 168H215V169H222V172L223 173H220L221 171L218 169V172H214L213 170H212ZM156 169V168H155ZM209 169V170H208ZM130 170V171H131ZM210 171V172H208V171ZM203 171H206L207 173H203ZM225 171V172H224ZM132 172V171H131ZM107 173H109V172H107ZM183 173V174H182ZM201 173V174H200ZM209 173H211V174H209ZM212 173H214L215 175H213ZM177 174V175H176ZM213 175V176H210V177H208L209 175ZM220 174V175H219ZM147 175V176H146ZM200 175V176H199ZM202 175V176H201ZM208 175V176H207ZM217 175H219V176H221L222 178L221 179H219V178H217L216 179V177H219V176H217ZM226 175V176H225ZM145 176V177H144ZM187 176H188V179H187ZM197 176H198V179L200 178V177H204V178H200L201 180H194L193 178L195 177V178H197ZM140 177H142V178H140ZM153 177V178H152ZM184 177V178H183ZM228 177V178H227ZM172 180H171V179ZM179 178V179H178ZM182 178L185 180L186 179V181H184V180H182ZM207 178H209L210 180H212L211 178H213V179H216V180H212V181H209V179H207ZM181 179V180H180ZM202 179H206V181H204V180H202ZM223 179V180H222ZM174 180H176V181H174ZM178 180V181H177ZM179 181H183L182 183L181 182H179ZM201 181H203V183L201 182ZM225 181H227L225 184H223ZM161 182V183H160ZM173 184H172V183ZM179 182V183H178ZM186 182V183H185ZM197 182V184L199 185H197V186H190L189 184H187V183H196ZM201 183H202V185H201ZM153 184H155V186H153ZM175 184H178L177 186L175 185ZM186 185V186H185ZM0 196L2 197V195H1V193L4 195V193H6V191L8 190L6 187H4V185L2 184V183H0ZM109 186H112V189L109 187ZM114 186V187H113ZM116 186H118V187H116ZM184 186V187H183ZM96 187V188H95ZM100 187H103L104 189L103 190H101V188ZM116 187V188H115ZM5 188V190H2V189H4ZM95 188V189H94ZM97 188H98V190H97ZM100 188V189H99ZM154 188V189H153ZM190 188V189H189ZM207 188V189H206ZM88 189V190H89ZM110 189V190H109ZM125 189V190H124ZM194 189V190H193ZM195 189H198L199 191H197V190H195ZM89 190V191H90ZM99 190H101V191H99ZM124 190V191H123ZM152 190L154 191V192H152ZM193 190V191H192ZM240 190V189H239ZM239 190H237V191H239ZM32 190L30 189V188H28V189H24L23 190V192H30V193H32L31 192ZM83 193H82V192ZM97 191H99V193L97 192ZM102 191H104V192H102ZM122 191V192H121ZM74 192V193H73ZM94 192H97V193H95V194H93ZM105 192H106V194H105ZM118 192H121L120 194H122V195H126V193H127V197H128V199H127V197L125 198V197H122V199H124V200H122L121 198V202L119 201V200H117L116 199V193H117V195H118ZM125 192V193H124ZM132 192H134V193H132ZM159 192V193H158ZM166 194H165V193ZM192 192V193H191ZM197 194L196 196H194L195 195V193ZM198 192V193H197ZM203 192V193H202ZM115 193V194H114ZM154 193V194H153ZM157 195H156V194ZM185 193H187V194H189L187 197H186V199L184 198L185 196H183ZM214 193H216V194H214ZM97 194V195H96ZM99 194H101V195H99ZM105 194V195H104ZM114 194V195H113ZM159 194V195H158ZM175 194V195H174ZM190 194H191V196H190ZM95 195V196H94ZM110 195H111V198H109L110 197ZM146 195V196H145ZM153 195H156V197L157 198H155V196H153ZM160 195H162L161 197H162V199H161V197H160ZM170 195V196H169ZM199 195H201V196H199ZM67 196V197H66ZM74 196V197H73ZM78 196V197H77ZM86 196V195H85ZM94 196V197H93ZM102 196H104L103 197V199L101 198ZM113 196V197H112ZM114 196H116V197H114ZM119 196V195H118ZM153 196V197H152ZM181 196V197H180ZM190 196V200L188 199V197ZM61 197H63V198H61ZM64 197L65 198H67V199H69V201H70V203H69V201L68 200H66V199H64ZM96 197H100L98 200V202L96 201L95 202V200H97L96 199ZM147 197V198H146ZM165 197V198H164ZM197 197V198H196ZM199 197V198H198ZM59 198L60 199H63V200H59ZM71 198V199H70ZM73 198V199H72ZM116 200H115V199ZM131 198V199H130ZM170 198V199H169ZM180 200H179V199ZM92 199V200H91ZM95 199V200H94ZM105 199H110V201L109 200H105ZM142 199V200H141ZM182 199H184V201H182ZM192 199V200H191ZM196 199V200H195ZM211 199V200H210ZM94 200V201H93ZM101 200V201H100ZM105 202H104V201ZM111 200H115V201H113V203H110L111 202ZM175 200V201H174ZM176 200H179L178 201V203H176ZM201 200L203 201V202H212L211 204L213 205H210V207L209 208H206L205 209V207H207L208 205L206 204H201ZM0 201H1V199H0ZM56 202V204H55V202ZM61 201V202H60ZM75 201V202H74ZM92 201V202H91ZM126 202V204H123L122 202ZM173 201H174V203H173ZM190 201V202H189ZM199 202V206L197 205V203H192V202ZM51 202V203H50ZM55 204V205H53V203ZM96 204H95V203ZM124 202V203H125ZM140 202V203H139ZM174 204V206L172 205V203ZM182 204H181V203ZM187 202V203H186ZM190 203V206H187V204L189 205V203ZM202 202V203H203ZM17 203V204H16ZM29 203V202H28ZM50 203V204H49ZM69 205H68V204ZM94 203V204H93ZM108 203V204H107ZM110 203V204H109ZM129 203V204H128ZM148 203H149V205H148ZM156 203V204H155ZM168 203V204H167ZM226 203H229V206L227 207V205H226ZM1 204H3V205H1ZM16 204V205H15ZM39 204V205H38ZM51 204H52V206H51ZM72 204V205H71ZM92 204V205H91ZM121 204H123V205H121ZM155 204V205H154ZM167 204V205H166ZM192 204V205H191ZM209 204V203H208ZM42 205H43V207L45 208V210L46 211H43L42 209H44L43 207H42ZM68 205V206H67ZM75 205V206H74ZM164 205L167 207H164ZM176 205V206H175ZM183 205V206H182ZM189 208L190 207V209H186L185 207L186 206ZM79 206V207H78ZM94 206V208H92ZM111 206V207H110ZM147 206V207H146ZM154 206V207H153ZM163 206V207H162ZM198 206V207H197ZM201 206H204V207H201ZM220 207V209H223V210H221V212H219L220 211V209L218 208H216V207ZM0 207H2V208H0V228L2 227V225H3V222L4 221H6L7 219H8V215L7 214H2V210H4L5 208H6V204H4L2 201L0 202ZM25 207V208H24ZM48 207V208H47ZM60 208V210H59V208ZM62 207H64V208H62ZM67 207V208H66ZM89 207H91L92 209H90ZM109 207V208H108ZM115 207V208H114ZM117 207H119L118 209H117ZM142 207V208H141ZM169 207V208H168ZM172 207H174V208H172ZM180 207V208H179ZM192 207V208H191ZM193 207L195 208V210H193ZM200 207V208H199ZM213 207H215L214 209H213ZM34 208H37V209H34ZM41 208V209H40ZM128 210H127V209ZM155 208V209H154ZM179 208V209H178ZM196 208H199V210H203L202 212H203V214L201 213L200 214V212L201 211H199V210H197ZM202 208H204V209H202ZM212 210H211V209ZM227 208L229 209V210H227ZM231 208V207H230ZM17 209V210H18ZM31 209V210H30ZM48 209V210H47ZM78 209V210H77ZM95 209V210H94ZM151 209H153V210H151ZM215 209H217V210H215ZM34 210V211H33ZM37 210H39V211H37ZM70 211V210H72V211H70V212H68V211ZM115 210V211H114ZM166 210V211H165ZM191 211V213H189V212H184V211ZM215 210V211H214ZM227 210V211H226ZM250 208L248 209V215H249V213H250ZM43 211V212H42ZM54 211V212H53ZM76 211H77V213H76ZM80 211H82V212H80ZM94 211V212H93ZM104 211V212H103ZM110 211V212H109ZM171 211V212H170ZM192 211H194V212H192ZM198 211H199V214L200 215H197V213H198ZM223 211V212H222ZM243 211V212H242ZM245 211V212H244ZM38 212H40V213H38ZM57 212V213H56ZM93 212V213H92ZM102 212V213H101ZM108 212V213H107ZM127 212V213H126ZM157 212V213H156ZM179 212V213H178ZM217 212H219L218 214L219 215H216L215 213H217ZM224 212H225V216H224ZM228 212H230V213H228ZM240 212H241V214H240ZM22 213V214H21ZM33 213H35V214H33ZM36 213H38V214H36ZM104 213V215H102ZM143 214V216H144V218H143V216L141 217H139V215L138 214ZM162 213V214H161ZM183 213V214H182ZM185 213V214H184ZM39 214H40V218H39ZM57 214V215H58ZM83 214V215H84ZM94 214V215H93ZM106 214V215H105ZM113 214V215H112ZM137 214V215H136ZM149 214H151V215H149ZM161 214V215H160ZM174 216H173V215ZM180 214H182L181 216H180ZM187 214V216L186 217H190L191 215H188ZM222 214V215H221ZM227 214H229V215H227ZM240 214V215H239ZM26 215V216H25ZM33 215V216H32ZM35 215V216H34ZM106 216L105 217V219L106 218H108L107 220H105L104 219V217H102V218H100L99 216ZM171 215V216H170ZM205 215H209L210 216V218H209V216H205ZM211 215L215 218H212L211 217ZM234 215H236V216H238L237 218L236 217H232V216H234ZM53 216V215H52ZM92 216V217H91ZM97 216V217H96ZM151 218H150V217ZM158 216H160V217H162L161 219H163L162 221H160V220H158L157 218H159ZM180 216V217H179ZM219 216H220V218H219ZM18 217H19V219H18ZM125 217V218H124ZM136 217V218H135ZM154 217H155V219H157L156 221L154 220ZM157 217V218H156ZM178 217V218H177ZM185 217V216H184ZM183 217V218H184ZM191 217H193V215L191 216ZM219 219H222V220H219ZM223 217V218H222ZM22 218H24V219H22ZM47 218V219H46ZM51 220H50V219ZM94 218V219H93ZM100 218V220H98V219ZM124 220H123V219ZM164 218H166L165 220H166V222L168 223V224H166V222L164 221ZM167 218H168V221H167ZM206 218H208L209 219V222H207L208 221V219H206ZM214 219L213 221H211L210 219ZM39 219H41V220H39ZM49 219V220H48ZM98 220V222H94V221H97ZM104 219V220H103ZM141 219V220H140ZM144 219V220H143ZM172 219V220H171ZM177 219V220H176ZM235 219V220H234ZM46 220V221H45ZM109 220V221H108ZM119 220H120V222H119ZM123 220V221H122ZM143 220V221H142ZM150 220V221H149ZM233 220H234V223L232 224V222H233ZM45 221V222H44ZM101 221V222H100ZM108 221V222H107ZM125 221V222H124ZM137 221V222H136ZM139 221H141L140 223H142V224H140L139 223ZM146 221V222H145ZM163 221L165 222V223H163ZM179 221V220H178ZM203 221V220H202ZM210 221L212 222V223H210ZM217 223H219L218 225H215L216 224V222ZM229 221V222H228ZM66 222V221H65ZM82 222V224L84 225H86V221H81ZM85 222V223H84ZM107 222V223H106ZM152 222H155V223H152ZM157 222H158V225H157ZM174 222V223H173ZM207 222V223H206ZM215 222V223H214ZM230 222H231V224H230ZM18 223V225L19 224H21L22 225V223L20 222V221H18L17 222ZM104 223V224H103ZM112 223V225H110ZM114 223H115V225H114ZM137 223L139 224V225H143L142 226V228L139 226V225H137ZM144 223V224H143ZM145 223L147 224V225H145ZM223 223H225V224H223ZM40 224V225H39ZM42 224H43V226H42ZM51 224V226H49ZM96 224V225H95ZM101 224V225H100ZM106 224H107V227H106ZM108 224H109V228H108ZM117 224H119V225H117ZM165 224V225H164ZM176 224V223H175ZM177 224H179V223H177ZM198 224V226L200 225V222H198L197 223ZM209 224V225H208ZM223 226H222V225ZM228 226H227V225ZM20 225V226H21ZM68 225V224H67ZM118 227H117V226ZM140 228L139 230H137L138 229V227ZM153 225H155V227H153ZM231 225V227H229ZM236 225V226H235ZM45 226L43 227V228H45ZM53 226H55V225H53ZM63 226V225H62ZM97 226H99L100 228H102V230H100V228L99 227H97ZM102 226V227H101ZM110 226L112 227V228H110ZM116 226V227H115ZM134 226V227H133ZM149 226V227H148ZM152 226V228H150ZM219 226H221V228L219 227ZM227 226V227H226ZM234 226V227H233ZM85 227V226H84ZM97 227V228H96ZM135 227H137V228H135ZM144 227H145V229H144ZM150 229V231H149V229ZM176 227V226H175ZM175 227H173V228H175ZM219 227V228H218ZM226 227V228H225ZM229 227V229H227ZM48 228V229H49ZM61 229H62V227H60ZM98 228H99V230H98ZM108 230H107V229ZM123 228V229H122ZM133 229V232H131V230ZM146 228L148 229V230H146ZM153 228L155 229V231L153 230ZM166 228H168L167 226H166ZM214 228H215V230H214ZM97 229V230H96ZM127 229V230H126ZM129 229V230H128ZM131 229V230H130ZM217 229V230H216ZM231 229H232V231L233 232H231ZM50 230V229H49ZM237 230V231H238ZM126 231V232H125ZM129 231V232H128ZM226 231V232H225ZM239 231H238V233L237 234H239ZM49 232V231H48ZM51 232V231H50ZM107 233V234H108ZM126 233V234H125ZM215 233H213V234H215ZM226 233H228V234H226ZM232 233V234H231ZM244 234L243 233H240V235H237L239 238H241V237H245V236H243ZM49 236H50V238H52V239H55L56 237L54 236V235H52L51 233L49 234ZM127 236H129V237H127ZM218 236V235H217ZM237 236H234L235 238H237L238 239V237ZM249 236H251V235H248V236H246V238H247V240H246V238H244V240H241V241H245V244L247 243V247L244 245V247H242V244H244L243 242H240V241H238V240H236V243L237 242H239V245L240 246H238L239 248H247L248 250H249V252L252 250V252H248V250H243V253H242V250L240 249H238L237 248V245L238 244H236L235 243V245L236 246H233L232 248H230L231 250L229 251V248L228 247H225V252H228V254L226 253V255H225V253H224V255L225 256H232V255H234L232 258H235L236 259V257L235 256H237V258L238 259H236V261H235V259H234V261H230L229 263H227V261H225L226 259H223V258H225L224 256H222L223 255V253H221L219 256H218V258H216L217 259V261L214 259V256H212L213 255V253H210V254H208V256L209 257H211V261H209L208 262V264H240V263H244V264H257V262H258V264H260V263H262V264H264V260H262L263 258H264V250H263V254L260 252V250L259 249H257L255 252L253 251V250H255L256 248H255V246L257 247V246H259V245H257V244H255V243H257V241L255 240V239H253L252 237H249ZM213 238L214 237H216V235L215 236H212ZM231 237H233V236H230V238ZM233 237V238H234ZM255 237V236H254ZM257 237V240H258V236H256ZM121 238H123V240H125V241H121ZM177 238L178 239H180L181 241H183V239H182V237H181V233L180 234H178L177 235ZM210 238V237H209ZM233 238H231L230 240H229V242H227L228 243V245H230L231 243H233L232 242V239ZM242 238V239H243ZM250 238H252V241H250L251 239ZM120 239V240H119ZM218 238H214L213 240L211 239H208V240H210L208 243L206 242V246L205 247H208V248H205V249H208L209 250V247H211V249H210V251L212 250L213 251V249H214V245L216 244V243H218V242H220V240H222V238H220L219 240H217ZM207 240V241H208ZM253 240H255V242L254 243H252L251 245H250V243L251 242H253ZM249 241V242H248ZM221 242H223V241H221ZM235 242V241H234ZM209 244V245H208ZM114 247H112V249H111V253L113 254V257H112V262L113 261H115V258H114V255L116 256V254L119 252L118 251V247L115 245V244H112ZM254 246V247H253ZM252 247V248H251ZM257 248H262V247H257ZM235 249H237V250H235ZM235 250V251H234ZM238 252H241V253H238ZM260 252V253H259ZM245 253H247V255H245ZM255 253V254H254ZM239 254H241V255H239ZM255 256H258V259H257V257H255V259H257V261L255 262V261H252V258H254L253 257V255ZM249 255V259L247 258V256ZM251 255H252V257H251ZM259 255H260V257L262 258V259H260V257H259ZM245 256V257H244ZM241 259H240V258ZM3 259H1V263H6V261L5 260H3ZM233 260V259H232ZM259 260H261L260 262H259ZM223 261V262H222ZM240 262V263H239ZM71 264H82L81 262H75V263H71ZM186 264H188V263H186ZM191 264H197V263H191Z\"/></svg>",
	"mask_w": 264,
	"mask_h": 264
}]
</instances>
